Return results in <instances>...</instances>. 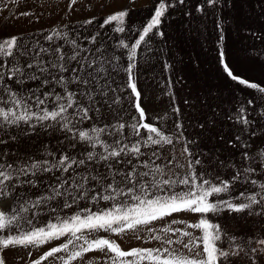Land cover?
Returning a JSON list of instances; mask_svg holds the SVG:
<instances>
[{
  "label": "snow or ice",
  "instance_id": "6c2138e0",
  "mask_svg": "<svg viewBox=\"0 0 264 264\" xmlns=\"http://www.w3.org/2000/svg\"><path fill=\"white\" fill-rule=\"evenodd\" d=\"M18 2L0 0V10L62 18L0 34V264L14 249L12 264H264V224L245 238L210 218L264 221V28L243 29L259 45L248 50L253 75L225 43L219 12L231 0H198L196 12L216 15L231 99L210 104L220 93L208 89L206 111L185 99L187 114L169 76V108L156 111L138 86L140 66L164 51L173 13L191 15L188 0H153L140 23L130 22L135 0L103 18L93 0H33L24 11ZM256 6L264 23V0ZM163 67L173 69L166 57ZM37 132L49 140L22 148ZM205 138L218 143L203 147Z\"/></svg>",
  "mask_w": 264,
  "mask_h": 264
},
{
  "label": "crops",
  "instance_id": "0c3cea01",
  "mask_svg": "<svg viewBox=\"0 0 264 264\" xmlns=\"http://www.w3.org/2000/svg\"><path fill=\"white\" fill-rule=\"evenodd\" d=\"M64 0H51L52 4L63 3ZM198 0H188L187 11L191 15H184L177 9L172 17L165 22L167 43L164 51H157L153 59L163 62L165 57L173 65L175 81L178 83L184 77H191L195 83H228L219 73L216 63L217 40L219 31L216 27V15L209 13L203 15L195 11ZM129 0H93L91 14L103 18L110 9L124 6ZM153 0H135V7L130 12V22L140 23L151 12ZM85 13H78L77 18H85ZM225 23V43L231 59L240 67L250 70L253 75H259V66L248 58V50L253 45H258L250 35L244 32L245 26L258 30L264 28L260 10L256 0H231L219 12ZM62 18L59 16L58 18ZM26 32L27 28L19 29ZM111 36L113 33L111 32ZM120 34H116L118 37ZM197 78V79H193ZM190 79V78H189ZM229 84V83H228ZM24 195V190L21 193ZM125 246L129 243L125 241ZM131 243H135L132 241ZM17 251L8 252L9 264H12ZM21 255L23 252L21 251Z\"/></svg>",
  "mask_w": 264,
  "mask_h": 264
},
{
  "label": "rangeland",
  "instance_id": "374dc122",
  "mask_svg": "<svg viewBox=\"0 0 264 264\" xmlns=\"http://www.w3.org/2000/svg\"><path fill=\"white\" fill-rule=\"evenodd\" d=\"M8 2V0H6ZM58 4V3H56ZM63 6V3H60ZM25 5L32 6L33 0H19L17 7L21 11L26 10ZM55 5V4H53ZM51 16L45 14L41 20L35 22H29V18L19 17L9 19V13L0 10V34L5 32L15 33L19 29L27 28V31H33L40 27H47L49 24L55 23L60 16L58 10L50 9ZM107 29V26H106ZM111 32L108 33L111 37ZM175 70L174 68L169 71L163 67V62L156 59H151L147 62H142L139 71V84L138 86L142 89L145 94V99L148 102V106L156 111L167 110L170 105V97L165 94L167 92L165 82L166 78L171 76L173 80L172 91L176 93L177 103H180L182 110L191 114L187 105L183 104V100L188 99L194 101L193 108L197 110V114L203 113L206 109L201 107V100L204 98V94L208 89L213 91H218L220 94L218 96L208 97V102L210 104H223L227 106L229 100L231 99L230 89L233 85L228 83H195L190 81L191 77H184L180 82H176L175 79ZM197 79V78H193ZM189 136L192 135V129L189 127L188 133ZM56 133L53 132L51 139L55 140ZM49 140L48 135L41 134L37 132L31 134L27 137H22L21 147L22 148H32L33 150L42 142ZM218 142L216 140H208L205 138L203 147L212 148ZM179 148V145H177ZM43 185L37 191H42ZM22 191V190H21ZM23 195V194H21ZM219 220L222 228H224L229 234L236 235L237 237H247L250 234H253L257 230H261V225L264 224V221H260L259 218H250L246 217L243 214H224L223 218L221 217H210ZM233 264H244V261L240 258H235Z\"/></svg>",
  "mask_w": 264,
  "mask_h": 264
}]
</instances>
